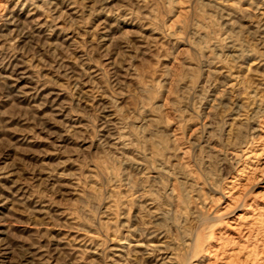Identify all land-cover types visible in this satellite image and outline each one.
I'll return each mask as SVG.
<instances>
[{
  "label": "rangeland",
  "instance_id": "obj_1",
  "mask_svg": "<svg viewBox=\"0 0 264 264\" xmlns=\"http://www.w3.org/2000/svg\"><path fill=\"white\" fill-rule=\"evenodd\" d=\"M0 264H264V0H0Z\"/></svg>",
  "mask_w": 264,
  "mask_h": 264
}]
</instances>
